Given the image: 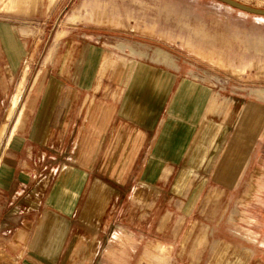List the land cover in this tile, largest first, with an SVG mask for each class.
I'll use <instances>...</instances> for the list:
<instances>
[{
  "label": "crops",
  "instance_id": "1",
  "mask_svg": "<svg viewBox=\"0 0 264 264\" xmlns=\"http://www.w3.org/2000/svg\"><path fill=\"white\" fill-rule=\"evenodd\" d=\"M24 49L18 28L0 21V127L23 95ZM107 52L83 42L20 105L0 153V264L110 262L114 249L101 242L118 238L114 210L131 191L138 219L151 217L155 230L137 239L164 246L172 264H203L209 246L215 258L239 252L231 235L180 230L199 215L213 220L218 197L241 186L251 136L225 113L211 117L209 91L185 74L146 62L108 69ZM115 75L124 85L100 95Z\"/></svg>",
  "mask_w": 264,
  "mask_h": 264
},
{
  "label": "rangeland",
  "instance_id": "2",
  "mask_svg": "<svg viewBox=\"0 0 264 264\" xmlns=\"http://www.w3.org/2000/svg\"><path fill=\"white\" fill-rule=\"evenodd\" d=\"M239 1L264 8V0ZM0 21L13 24L22 34L25 49L19 80L26 74L23 95L17 96L15 108L9 115L6 112L0 127V153L20 105L36 96L48 72H59L64 60L68 63L79 55L83 42L108 51V69L121 65L130 72L138 62H146L177 70L209 91L211 117L229 115L236 128H243L252 139L251 156L246 153L241 161L245 170L241 186L218 197V215L213 220L199 215L194 224L188 222L180 231L225 233L236 239L228 241L240 247L239 252L231 249L215 258L209 246L203 264H257L249 261L247 249L264 254L263 15L218 0H0ZM120 78L106 79L99 94L123 86ZM132 196V191L124 195L120 208L114 210L112 227L118 238L101 242L103 248L114 249V257L110 262L99 258V263L139 264L140 256L141 264H172L164 246L137 239L155 230L151 217L138 219L141 211L133 205ZM200 243L204 246L209 241Z\"/></svg>",
  "mask_w": 264,
  "mask_h": 264
},
{
  "label": "water",
  "instance_id": "3",
  "mask_svg": "<svg viewBox=\"0 0 264 264\" xmlns=\"http://www.w3.org/2000/svg\"><path fill=\"white\" fill-rule=\"evenodd\" d=\"M220 2L226 3L234 8L240 9L245 12H249L256 15H263L264 16V8H259L256 6H252L241 2L239 0H218Z\"/></svg>",
  "mask_w": 264,
  "mask_h": 264
},
{
  "label": "bare ground",
  "instance_id": "4",
  "mask_svg": "<svg viewBox=\"0 0 264 264\" xmlns=\"http://www.w3.org/2000/svg\"><path fill=\"white\" fill-rule=\"evenodd\" d=\"M6 140H8V139H6ZM1 142H2V141H1ZM4 142H5V141H4ZM6 143H7V142H5L4 147H5ZM4 147H3V148H4Z\"/></svg>",
  "mask_w": 264,
  "mask_h": 264
}]
</instances>
